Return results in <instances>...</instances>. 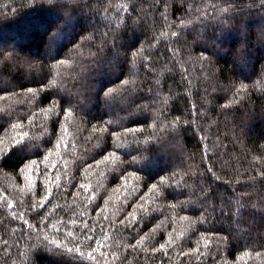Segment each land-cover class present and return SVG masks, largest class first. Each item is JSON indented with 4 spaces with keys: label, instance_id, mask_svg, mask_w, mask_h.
<instances>
[{
    "label": "trees",
    "instance_id": "trees-1",
    "mask_svg": "<svg viewBox=\"0 0 264 264\" xmlns=\"http://www.w3.org/2000/svg\"><path fill=\"white\" fill-rule=\"evenodd\" d=\"M0 264H264V0H0Z\"/></svg>",
    "mask_w": 264,
    "mask_h": 264
},
{
    "label": "snow or ice",
    "instance_id": "snow-or-ice-1",
    "mask_svg": "<svg viewBox=\"0 0 264 264\" xmlns=\"http://www.w3.org/2000/svg\"><path fill=\"white\" fill-rule=\"evenodd\" d=\"M61 63L63 64V63H66V62H64V61H61ZM29 91H32L31 89H29ZM109 91H111V90H109ZM106 160L108 159V157H106L105 158ZM155 187V186H154ZM43 206V204H41V207ZM9 207H11V205H9ZM26 222V221H25ZM75 249H68V251L69 252H72V251H74Z\"/></svg>",
    "mask_w": 264,
    "mask_h": 264
},
{
    "label": "rangeland",
    "instance_id": "rangeland-1",
    "mask_svg": "<svg viewBox=\"0 0 264 264\" xmlns=\"http://www.w3.org/2000/svg\"><path fill=\"white\" fill-rule=\"evenodd\" d=\"M65 16H67V14L65 15ZM204 189H202V191H203ZM252 197V199H253V197L254 196H251ZM251 199V198H250ZM256 209V208H255ZM237 224L239 225L240 223H239V221L237 222Z\"/></svg>",
    "mask_w": 264,
    "mask_h": 264
},
{
    "label": "bare ground",
    "instance_id": "bare-ground-1",
    "mask_svg": "<svg viewBox=\"0 0 264 264\" xmlns=\"http://www.w3.org/2000/svg\"><path fill=\"white\" fill-rule=\"evenodd\" d=\"M41 19V18H40ZM42 24V23H41ZM46 28V27H45ZM116 125V124H115ZM127 130V129H126ZM147 131V130H146ZM159 132V131H158ZM143 134V133H142ZM138 137V136H137ZM140 137V136H139ZM19 192V191H18ZM21 196H23V195H21ZM201 240V239H200Z\"/></svg>",
    "mask_w": 264,
    "mask_h": 264
}]
</instances>
